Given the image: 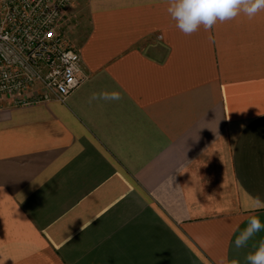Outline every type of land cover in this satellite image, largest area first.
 <instances>
[{
    "label": "crops",
    "instance_id": "crops-1",
    "mask_svg": "<svg viewBox=\"0 0 264 264\" xmlns=\"http://www.w3.org/2000/svg\"><path fill=\"white\" fill-rule=\"evenodd\" d=\"M166 7L74 0L87 79L0 97V264H247L264 238L235 246L264 223V12L185 35Z\"/></svg>",
    "mask_w": 264,
    "mask_h": 264
},
{
    "label": "built area",
    "instance_id": "built-area-1",
    "mask_svg": "<svg viewBox=\"0 0 264 264\" xmlns=\"http://www.w3.org/2000/svg\"><path fill=\"white\" fill-rule=\"evenodd\" d=\"M73 1L0 0V97L18 105L65 100L87 79L62 30Z\"/></svg>",
    "mask_w": 264,
    "mask_h": 264
},
{
    "label": "clouds",
    "instance_id": "clouds-1",
    "mask_svg": "<svg viewBox=\"0 0 264 264\" xmlns=\"http://www.w3.org/2000/svg\"><path fill=\"white\" fill-rule=\"evenodd\" d=\"M166 11L175 27L185 35L197 32L201 26L210 31L217 23L232 21L240 16L249 20L264 12V0H166ZM121 99L118 91L93 93L91 100L116 101ZM264 208V201L253 198L251 206L246 202L245 209L257 211ZM264 231V223L257 215L247 218L246 227L239 230L235 239L237 248L246 247L258 233ZM253 251L245 257L247 264H264V238L253 245ZM224 264V262H222ZM232 264H237L233 261Z\"/></svg>",
    "mask_w": 264,
    "mask_h": 264
},
{
    "label": "rangeland",
    "instance_id": "rangeland-1",
    "mask_svg": "<svg viewBox=\"0 0 264 264\" xmlns=\"http://www.w3.org/2000/svg\"><path fill=\"white\" fill-rule=\"evenodd\" d=\"M82 21L80 18H75L70 13H66L65 22L62 28L66 38L70 41L71 45L78 50L80 43L88 33V16L82 13Z\"/></svg>",
    "mask_w": 264,
    "mask_h": 264
}]
</instances>
